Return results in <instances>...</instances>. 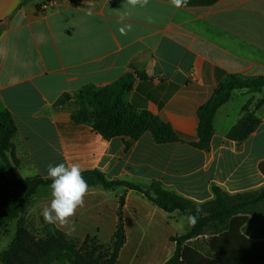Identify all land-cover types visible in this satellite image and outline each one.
I'll list each match as a JSON object with an SVG mask.
<instances>
[{"label":"crops","instance_id":"crops-1","mask_svg":"<svg viewBox=\"0 0 264 264\" xmlns=\"http://www.w3.org/2000/svg\"><path fill=\"white\" fill-rule=\"evenodd\" d=\"M48 2L0 0V113L8 111L17 125L15 155L23 179L49 180V164L76 163L82 173L99 171L109 181L144 189L158 182L197 204L214 199L213 186L231 195L264 187V92L238 91L217 111L210 152L183 143L158 145L150 133L125 151L122 137L107 141L72 120L84 86L101 89L133 73L126 102L160 118L182 137L195 138L198 111L223 81L264 78V0H219L208 7L182 8L169 0H149L143 8H132L126 0H57V6L44 8ZM124 13L125 23L132 25L127 35L119 31ZM240 97L246 101L236 103ZM249 101L261 123L238 144L228 133ZM0 173L9 189H19L1 158ZM121 198L126 242L117 264H166L177 248L172 238L194 227L180 212L167 213L136 190L91 186L70 223L52 225L72 239L110 244ZM50 199L49 187L38 188L23 216L29 229L42 230L40 210ZM244 217L249 221L242 231L256 242L252 216ZM213 238L203 234L187 242L201 257L186 264H264L263 247L239 241L217 260Z\"/></svg>","mask_w":264,"mask_h":264},{"label":"trees","instance_id":"trees-1","mask_svg":"<svg viewBox=\"0 0 264 264\" xmlns=\"http://www.w3.org/2000/svg\"><path fill=\"white\" fill-rule=\"evenodd\" d=\"M219 0H188L186 7L212 6ZM144 78L142 74H137ZM135 83V75L127 73L113 83L96 89L84 86L77 95L80 110L72 116L76 124L88 125L105 140L122 137L125 151L150 133L158 145L183 143L195 149L210 152L214 136V120L217 111L227 104L238 91L246 90L250 94L264 92V78L242 80L230 77L223 81L214 91L211 99L198 111V128L196 137H182L171 125L146 110H139L126 102L125 95ZM249 101L242 109V118L229 131L228 139L238 144L246 141L260 126L261 119L250 109ZM18 128L8 112L0 113V158L6 164L10 175L16 181L18 190L7 186V178L0 173V233L6 223L17 221V231L8 248L0 256V264H117L119 253L126 242L123 208L125 199L121 198L118 211V227L110 244L100 243L97 239L84 241L72 239L54 225L43 222L39 232L29 229L23 216L32 204L35 193L42 186L49 187L51 181L41 177L23 179L17 168L19 160L15 155V141ZM264 175V162L260 165ZM89 187L102 186L115 190L124 186L142 193L150 201L167 213L180 212L183 216L194 214L198 222L191 232L181 237H174L176 252L166 264H186L193 256L201 257L194 249L185 244L203 234L214 235L211 249L214 258L221 260L224 249L231 243L239 241L241 245L260 246L264 248V228L255 235L252 242L242 231L248 223L264 227V187L258 191L231 195L224 189L213 186L214 199L204 204H197L174 191L166 189L158 182L144 189L125 181H109L99 171L82 173ZM197 208L202 211L197 212ZM241 231L243 233H241Z\"/></svg>","mask_w":264,"mask_h":264},{"label":"clouds","instance_id":"clouds-1","mask_svg":"<svg viewBox=\"0 0 264 264\" xmlns=\"http://www.w3.org/2000/svg\"><path fill=\"white\" fill-rule=\"evenodd\" d=\"M126 2L132 8L137 6L143 8L148 5L149 0H126ZM169 2L175 8L186 7L188 4V0H169ZM88 14H92L91 9ZM127 15L128 13H124L119 18V23L122 25L119 28L121 35H127L132 29L131 24L125 23ZM46 175L51 181L49 185L51 199L49 203L41 207L40 215L45 223L68 225L77 208L84 206V197L89 192V185L82 175V169L76 163L49 164ZM200 211L202 209L197 208V212ZM186 221L190 227H194L198 217L189 214L186 216Z\"/></svg>","mask_w":264,"mask_h":264},{"label":"rangeland","instance_id":"rangeland-1","mask_svg":"<svg viewBox=\"0 0 264 264\" xmlns=\"http://www.w3.org/2000/svg\"><path fill=\"white\" fill-rule=\"evenodd\" d=\"M246 101V99L244 97H240V100L236 103H244ZM24 219V217H23ZM16 221H12V222H8L6 223L5 227L3 228V233L1 236H0V253L3 252L4 250H6V248L8 247L9 243L11 242V238H13V230H14V227L16 226ZM28 226V225H27ZM29 228V226H28ZM256 228L258 230H262L264 227L261 226V225H256ZM39 234V233H38ZM11 239V240H10Z\"/></svg>","mask_w":264,"mask_h":264},{"label":"built area","instance_id":"built-area-1","mask_svg":"<svg viewBox=\"0 0 264 264\" xmlns=\"http://www.w3.org/2000/svg\"><path fill=\"white\" fill-rule=\"evenodd\" d=\"M57 6V0H49L48 4L44 5V8Z\"/></svg>","mask_w":264,"mask_h":264}]
</instances>
